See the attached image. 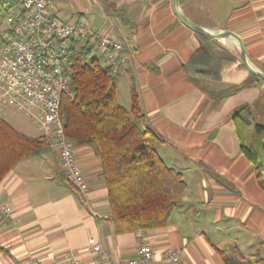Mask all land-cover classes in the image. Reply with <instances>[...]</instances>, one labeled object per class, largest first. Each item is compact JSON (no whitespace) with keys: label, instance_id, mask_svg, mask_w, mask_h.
<instances>
[{"label":"crops","instance_id":"1","mask_svg":"<svg viewBox=\"0 0 264 264\" xmlns=\"http://www.w3.org/2000/svg\"><path fill=\"white\" fill-rule=\"evenodd\" d=\"M220 1L178 0L177 5L205 27L238 33L249 60L264 71V0H227L224 21L217 19ZM54 2L50 15L59 21L72 23L85 17L92 32L126 43L125 60L114 74L117 87L120 80L127 83L131 108L135 86L144 124L161 137L158 154L185 180L183 198L168 224L145 231L153 250L150 264H177L162 260L168 248L178 249L184 264H235L236 247L252 261L264 259V179L241 152L233 122L238 107L253 108L264 101V83L241 87L222 98L212 96L235 84L234 79L199 78L186 72L184 64L204 39L178 19L171 0ZM82 39L95 45L89 38H75L74 51L85 45ZM214 40L237 55L234 46ZM235 71L236 65L226 70ZM0 112L13 125L3 116L6 110ZM25 135L47 136L52 149L17 161L0 182V205L11 206L8 215H0V264H27L30 257L39 258L41 264H67L71 250L83 264H102L93 251L96 243L111 259L136 257L138 230L116 233L108 220L107 180L95 150L72 141L88 185L82 196L64 178L55 138L43 130Z\"/></svg>","mask_w":264,"mask_h":264},{"label":"trees","instance_id":"2","mask_svg":"<svg viewBox=\"0 0 264 264\" xmlns=\"http://www.w3.org/2000/svg\"><path fill=\"white\" fill-rule=\"evenodd\" d=\"M199 36L204 39L203 45L184 64L186 72L199 78L228 77L235 83L212 92V96L222 98L241 87L264 83L238 55L210 37ZM87 44L74 51L69 60L74 96L62 99L65 132L73 142L93 148L100 156L108 187V220L116 233L163 228L183 198L186 189L183 175L158 154L156 146L161 137L144 124L145 115L135 86L131 87L128 111L117 101V82L110 68L97 57L83 61L89 50ZM235 65V72H226ZM233 122L241 152L264 179V120L258 122L253 108L243 105L234 111ZM51 149L47 136H27L0 117V182L17 161ZM234 251L239 258L232 261L235 264H264L263 258L252 261L238 247Z\"/></svg>","mask_w":264,"mask_h":264},{"label":"built area","instance_id":"3","mask_svg":"<svg viewBox=\"0 0 264 264\" xmlns=\"http://www.w3.org/2000/svg\"><path fill=\"white\" fill-rule=\"evenodd\" d=\"M10 3L14 11L7 16V26L0 34V104L10 106L38 123L46 135L55 138L63 175L67 183L82 196L88 185L76 162L72 140L65 132L61 115L64 97L73 98L69 60L74 54L75 38H89L113 74L125 60L126 43L104 33H94L85 17L76 22L63 23L50 15L54 0H0ZM16 9V10H15ZM11 206L0 205V215H8ZM139 245L134 258L114 260L96 243L93 251L102 264H150L153 250L138 230ZM162 260L184 264L178 249L168 248ZM67 264H83L71 250L66 255ZM27 264H41L30 257Z\"/></svg>","mask_w":264,"mask_h":264},{"label":"rangeland","instance_id":"4","mask_svg":"<svg viewBox=\"0 0 264 264\" xmlns=\"http://www.w3.org/2000/svg\"><path fill=\"white\" fill-rule=\"evenodd\" d=\"M205 3L211 1V0H204ZM227 0H221L220 1V9L218 10V20L219 21H224L228 17V7H227ZM215 6V4H214ZM16 10V9H15ZM14 8L10 6V3H0V34L3 31V29L7 26V16L9 13L13 12ZM215 20V17L213 18ZM221 41L224 44H228L230 46H233L231 41L228 38L221 39ZM82 44H85V40H81ZM87 44V43H86ZM89 46L88 52L84 55L83 61H90L92 58L97 57L99 58L100 62L102 64H105L104 59L100 56L99 51L95 48L94 44H87ZM235 52L237 53V46L235 45ZM238 55V53H237ZM115 79H117V76L115 75ZM119 98L121 103H126V109L130 111V106H129V100H130V95H129V88L127 83H124L123 80H120L118 82V87H117V99ZM3 108L0 105V111H3V109L6 110V114L3 116L7 118L14 126L15 128L20 131L21 133H33L34 131L41 132V127L32 119L24 115L22 112L18 111L15 108ZM253 111L255 114V117L258 122H263L264 120V101L261 102L260 104H255L253 106ZM1 113V112H0ZM141 128H143V125H140ZM41 129V130H40ZM24 133V134H25Z\"/></svg>","mask_w":264,"mask_h":264},{"label":"water","instance_id":"5","mask_svg":"<svg viewBox=\"0 0 264 264\" xmlns=\"http://www.w3.org/2000/svg\"><path fill=\"white\" fill-rule=\"evenodd\" d=\"M177 1L178 0H171V6H172V10L173 12L176 14V16L178 17V19L184 23L186 26H188L191 30H193L194 32L213 38V39H225L228 37H232L236 40V46H237V53L239 56L240 61L248 68V70L250 72H252L253 74L259 76L260 78H262L264 80V71H262L260 68H258L257 66H255L248 58L247 56V52H246V48H245V44L244 41L242 39V37L229 29H215V28H209V27H205L195 21H193L192 19L188 18L186 15H184L178 8L177 5Z\"/></svg>","mask_w":264,"mask_h":264},{"label":"bare ground","instance_id":"6","mask_svg":"<svg viewBox=\"0 0 264 264\" xmlns=\"http://www.w3.org/2000/svg\"><path fill=\"white\" fill-rule=\"evenodd\" d=\"M228 39L231 41V43L233 44V46L236 45V40L232 37H228Z\"/></svg>","mask_w":264,"mask_h":264}]
</instances>
